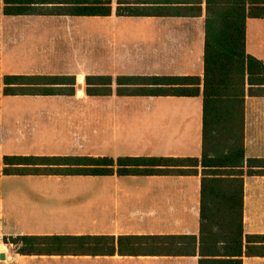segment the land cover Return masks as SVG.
Instances as JSON below:
<instances>
[{
  "label": "crops",
  "instance_id": "crops-1",
  "mask_svg": "<svg viewBox=\"0 0 264 264\" xmlns=\"http://www.w3.org/2000/svg\"><path fill=\"white\" fill-rule=\"evenodd\" d=\"M1 9V169L15 156L201 159L203 95L119 96L116 82L203 80L205 3L198 17L99 18L94 36L88 17L6 16L3 2ZM246 50L264 65V19L247 21ZM12 76L66 77L75 85L48 86L66 91L55 95L8 96L4 79ZM91 76L112 78L113 94L88 96ZM245 154L264 160V96L246 97ZM201 213V175L2 176L0 264H199ZM243 232L264 235V176L245 177ZM22 236L195 237L197 253L186 239L187 252L176 256L148 246L135 256H24L4 242ZM243 264H264V257L245 255Z\"/></svg>",
  "mask_w": 264,
  "mask_h": 264
},
{
  "label": "trees",
  "instance_id": "trees-1",
  "mask_svg": "<svg viewBox=\"0 0 264 264\" xmlns=\"http://www.w3.org/2000/svg\"><path fill=\"white\" fill-rule=\"evenodd\" d=\"M6 16L103 18L113 15L112 0H0ZM206 5L205 74L200 77H119V96L199 97L204 99L203 151L197 158L5 157L2 176H199L202 178V232L199 264H243L264 257V235L243 232L246 176H264V160L245 154V101L264 96V65L247 54L246 25L264 19V0H118V17H198ZM0 75V97H1ZM5 95H55L51 85H75L73 78L12 76ZM91 97L111 96L113 79H86ZM203 86V88H201ZM74 93V90H73ZM1 166V156H0ZM248 169L245 171V169ZM196 238L22 236L5 238L24 256H135L144 246L186 253L184 240ZM247 245V246H246Z\"/></svg>",
  "mask_w": 264,
  "mask_h": 264
},
{
  "label": "rangeland",
  "instance_id": "rangeland-1",
  "mask_svg": "<svg viewBox=\"0 0 264 264\" xmlns=\"http://www.w3.org/2000/svg\"><path fill=\"white\" fill-rule=\"evenodd\" d=\"M113 2V14L116 15V9L118 7V0H112ZM86 22L89 23V27H90V31L92 33V36H94L95 34H97L98 32V29H99V18H86L85 19ZM86 27V25H85ZM93 41L92 40V50H91V53L92 55H97L98 51H97V46L93 44Z\"/></svg>",
  "mask_w": 264,
  "mask_h": 264
}]
</instances>
